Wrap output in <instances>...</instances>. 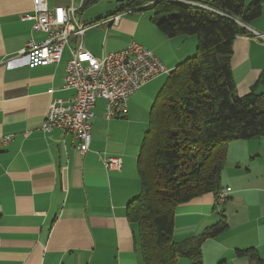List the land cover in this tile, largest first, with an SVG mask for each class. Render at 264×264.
I'll use <instances>...</instances> for the list:
<instances>
[{
    "label": "crops",
    "instance_id": "crops-1",
    "mask_svg": "<svg viewBox=\"0 0 264 264\" xmlns=\"http://www.w3.org/2000/svg\"><path fill=\"white\" fill-rule=\"evenodd\" d=\"M132 1L42 0L45 12L73 7L74 25H96L70 40L60 63L6 70L8 57L31 41L42 42L45 34L33 31V21L25 19L34 13L32 0H0V139L11 136L0 145V264H144L138 228L127 221L125 208L140 192L136 160L165 76L132 95L121 117L107 120L104 102L97 100L85 154L71 134L42 130L53 100L73 96L62 86L70 53L80 43L100 58L134 41L169 71L195 54L194 36H165L151 21L148 0L128 7ZM246 30V36L235 38L231 58L238 96L249 93L264 70V42L249 33H264V0L261 16ZM231 145L242 151L231 156V167L224 166L221 174L222 180L227 172L221 183L227 201L217 205L205 194L174 213L175 243L198 237L221 216L226 219L227 230L203 243L202 264H251L234 254L246 248L256 249L264 260V137L233 141L228 150ZM104 155L121 158V170L106 171L99 160Z\"/></svg>",
    "mask_w": 264,
    "mask_h": 264
},
{
    "label": "trees",
    "instance_id": "trees-1",
    "mask_svg": "<svg viewBox=\"0 0 264 264\" xmlns=\"http://www.w3.org/2000/svg\"><path fill=\"white\" fill-rule=\"evenodd\" d=\"M203 2L214 12L170 1L146 8L154 12L151 21L165 36H194L197 45L192 57L165 76L149 109L136 160L140 192L125 214L138 228L144 264H177L181 259L202 264L203 243L227 230L226 219L221 216L198 237L175 243V209L205 194L216 203L229 143L264 137V90H255L264 89V70L244 96L237 95L231 70L233 42L248 34L241 24L261 16L263 0ZM234 254L264 264L254 248Z\"/></svg>",
    "mask_w": 264,
    "mask_h": 264
},
{
    "label": "built area",
    "instance_id": "built-area-1",
    "mask_svg": "<svg viewBox=\"0 0 264 264\" xmlns=\"http://www.w3.org/2000/svg\"><path fill=\"white\" fill-rule=\"evenodd\" d=\"M84 0H81L83 3ZM160 1L180 3L192 8L214 12L199 0H148L151 5ZM34 13L25 19L33 21L32 29L45 34L40 42H29L17 55L4 61L6 70L22 67H43L60 63L64 49L75 36H81L92 25H74L71 20L76 9L54 8L43 10L42 0H32ZM114 19V18H113ZM244 28L245 25L241 24ZM252 37L264 42V33L249 30ZM66 63L63 91H72L67 100H53L42 125L44 132L60 129L71 134L77 142V150L85 154L91 142V124L93 109L97 100L104 102L107 120L121 117L126 112L128 99L137 93L149 81L169 73L159 59L148 49L131 41L126 48L117 52L94 57L82 45L78 44L70 53ZM11 141V136L0 139V145ZM106 171L118 172L122 168V159L113 156H99ZM227 190L217 194V205L227 199Z\"/></svg>",
    "mask_w": 264,
    "mask_h": 264
},
{
    "label": "rangeland",
    "instance_id": "rangeland-1",
    "mask_svg": "<svg viewBox=\"0 0 264 264\" xmlns=\"http://www.w3.org/2000/svg\"><path fill=\"white\" fill-rule=\"evenodd\" d=\"M94 15H96V17H98L99 15H101V14H94ZM106 14H103L102 16H105ZM164 76H166V75H164ZM230 144V143H229ZM228 148H229V145H228ZM227 151H229L228 152V157L226 156V162H225V166L226 167H231V163H230V159H231V156L233 155V156H236V155H238V154H240L241 153V151L242 150H240V151H236V150H234V148H233V145H231V147H230V150H227ZM228 158V159H227ZM224 169V168H223ZM224 175H223V177H222V180H225L226 178H227V172L226 171H224V173H223ZM221 180V183H223V181ZM247 249V248H246ZM210 249H208V251H209Z\"/></svg>",
    "mask_w": 264,
    "mask_h": 264
},
{
    "label": "water",
    "instance_id": "water-1",
    "mask_svg": "<svg viewBox=\"0 0 264 264\" xmlns=\"http://www.w3.org/2000/svg\"><path fill=\"white\" fill-rule=\"evenodd\" d=\"M254 1H257V0H254Z\"/></svg>",
    "mask_w": 264,
    "mask_h": 264
}]
</instances>
